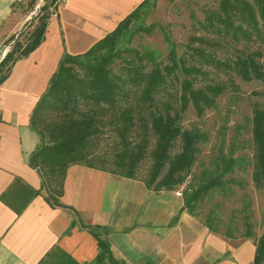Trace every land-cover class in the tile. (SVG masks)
Returning a JSON list of instances; mask_svg holds the SVG:
<instances>
[{
  "label": "trees",
  "instance_id": "16d2710c",
  "mask_svg": "<svg viewBox=\"0 0 264 264\" xmlns=\"http://www.w3.org/2000/svg\"><path fill=\"white\" fill-rule=\"evenodd\" d=\"M55 1L49 0L40 12L25 23L24 27L29 28L34 20H38L25 40L14 41L12 49L1 61L0 83L7 78L12 65L27 56L43 40L47 21L52 14L48 10ZM148 2L142 0L112 31L84 53H65L61 57L31 116V126L39 134L41 144L31 153L29 165L39 173L41 186L34 189L20 178H15L0 195V200L17 214L41 194L51 206L67 208L77 214L61 201L66 172L69 166L75 164L107 172L104 167L96 165V161H101L102 157L92 149V142L101 132L104 116L108 113L118 123L117 132L122 141V149L116 154L117 175L136 178L135 171L145 157L148 141L131 142L127 134L136 119H144L150 123L154 137V147L150 153L153 164L146 186L155 191L178 189L188 178L195 161V146L203 135L195 128L183 127L180 121L182 113L191 106L201 116L206 109L215 105L216 97L224 88L221 84L194 87V74L199 73V69L187 65L185 58L177 57L173 47L169 48L165 61L158 60L156 51L148 47L116 48L119 37L129 28L131 21L139 17L141 8ZM33 3L34 0H30L29 7ZM205 21L219 35L235 38H251L254 35L264 43V0H219L218 7L206 14ZM235 22H238L237 25ZM19 34L21 36L23 32ZM260 56L259 52H251L237 56L230 62L214 57L207 62L217 69L222 67L233 71L245 81L259 80L264 78V58L259 61ZM173 81L179 83L178 109L165 104L159 97ZM251 123L254 146L252 180L264 189V103L253 109ZM177 140L181 141V149L171 156L170 150ZM243 163L242 158L234 156L233 150L221 153L210 175H203L195 183L190 181L183 190V209L193 215L195 205L214 189L225 196L230 190L228 183L234 181L230 176L236 169H243ZM212 214L208 212L203 223L209 230L218 232ZM243 223L244 236L251 238L253 233L248 216L243 218ZM88 229L96 238L99 249L96 262L108 259L111 264H116L108 241L109 229L101 226H89ZM233 231V228L228 230L225 236L233 238ZM254 244L253 264H264V231ZM51 255L55 264H79L58 248L52 250Z\"/></svg>",
  "mask_w": 264,
  "mask_h": 264
},
{
  "label": "crops",
  "instance_id": "0c3cea01",
  "mask_svg": "<svg viewBox=\"0 0 264 264\" xmlns=\"http://www.w3.org/2000/svg\"><path fill=\"white\" fill-rule=\"evenodd\" d=\"M142 0H63L47 21L44 38L18 59L0 83V195L15 178L39 189L29 157L41 144L33 109L65 53L81 54L112 31ZM29 0H0V45L32 18ZM61 201L35 196L17 214L0 200V264H55L59 249L79 264L99 252L89 226L107 227L116 264H253L255 244L209 230L183 209L176 191L148 188L137 178L69 166Z\"/></svg>",
  "mask_w": 264,
  "mask_h": 264
},
{
  "label": "rangeland",
  "instance_id": "374dc122",
  "mask_svg": "<svg viewBox=\"0 0 264 264\" xmlns=\"http://www.w3.org/2000/svg\"><path fill=\"white\" fill-rule=\"evenodd\" d=\"M44 2L34 0L30 6L33 13L36 14ZM218 3L219 0H149L141 8L139 17L133 19L129 28L119 37L116 48L148 47L156 51L158 60L165 61L169 48L173 47L177 57L185 58L187 65L199 69V73L194 74V87L223 86V92L216 97L215 105L206 109L201 116L191 106L182 113L180 121L183 127L195 128L203 135L195 146V161L188 178L195 183L203 175H210L220 154L229 153L230 150L245 163L243 169H236L230 176L234 181L228 183L230 190H227V194L223 196L218 189L212 190L195 205L193 216L203 223L204 216L212 212L214 223L219 229L214 233L230 240L249 239L255 243L264 231V189L252 180L254 146L251 119L255 106L264 103V78L245 81L233 71L215 68L207 60L214 57L230 62L237 56L259 52L261 56L258 59L261 61L264 58V43L254 35L251 38H235L213 32L207 26L205 16L209 11H214ZM48 11L53 12L54 8L50 7ZM37 24L36 19L29 28L22 26L1 42L0 63L12 49L14 41L18 39L23 42ZM22 32L21 36L18 35ZM178 90L179 83L170 82L166 92L159 97L165 104L178 109ZM103 123L101 132L92 142V149L102 157L101 161H96V165L104 167L110 175L119 176L115 166L116 154L122 149V141L117 132L118 123L110 113L104 116ZM127 137L135 143L144 139L148 141L145 157L135 171V177L145 183L150 179L153 164L150 153L154 147L148 120L136 119ZM180 149L181 141L177 140L170 155L178 153ZM169 190L177 191L180 188ZM245 216H248L251 224V238L244 236ZM232 228L235 230L234 237H226L225 233Z\"/></svg>",
  "mask_w": 264,
  "mask_h": 264
},
{
  "label": "built area",
  "instance_id": "2783aa9c",
  "mask_svg": "<svg viewBox=\"0 0 264 264\" xmlns=\"http://www.w3.org/2000/svg\"><path fill=\"white\" fill-rule=\"evenodd\" d=\"M63 2V0H56L52 8H54V11L52 13H56L58 6ZM190 182V179L187 178L183 184V186L180 188V190L176 191L177 196H182L183 195V190L188 186Z\"/></svg>",
  "mask_w": 264,
  "mask_h": 264
},
{
  "label": "water",
  "instance_id": "95a60500",
  "mask_svg": "<svg viewBox=\"0 0 264 264\" xmlns=\"http://www.w3.org/2000/svg\"><path fill=\"white\" fill-rule=\"evenodd\" d=\"M48 1H49V0H47L44 4H42V5L39 7V9H38V11L36 12V14L42 10L43 6H44L45 4H47ZM36 14H35V15H36Z\"/></svg>",
  "mask_w": 264,
  "mask_h": 264
}]
</instances>
